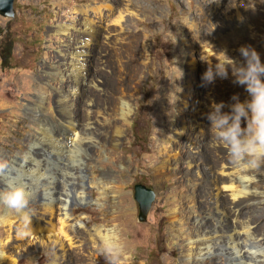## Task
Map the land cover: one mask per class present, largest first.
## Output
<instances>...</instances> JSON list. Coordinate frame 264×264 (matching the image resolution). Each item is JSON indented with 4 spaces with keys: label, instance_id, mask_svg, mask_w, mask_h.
I'll use <instances>...</instances> for the list:
<instances>
[{
    "label": "rangeland",
    "instance_id": "1",
    "mask_svg": "<svg viewBox=\"0 0 264 264\" xmlns=\"http://www.w3.org/2000/svg\"><path fill=\"white\" fill-rule=\"evenodd\" d=\"M13 9V17L0 14V162L22 155L28 138L38 132L39 122L59 130L57 91L70 95L72 76L66 73L61 77L55 66H69L66 49L80 46L86 21L99 30L87 63L89 83L82 95L69 100L77 117L94 110L102 123L109 121L122 132L113 144L115 128L107 126L99 131L98 143L81 153L83 169L75 177L84 179L81 186L86 199L71 201L69 212L70 222L80 221L83 226L74 229L62 225L60 210L51 215L39 195L35 196L29 203L35 215L31 227L53 226L54 233L29 234L20 217L10 225L0 220V248L11 259L0 264H54L53 257L62 253L65 264H185L183 249L196 236V218L212 222L206 212L209 191H215L213 178L225 177L221 164L231 165L225 148L209 128L206 114L213 102L228 105L234 94L241 101L248 94L234 82L230 70L227 78L217 76L210 91L202 95V128L195 126L179 139L176 132L184 96L191 101L192 91L197 93V73L198 88L206 84L202 79L206 69L202 77L201 70L208 63L205 53H199L205 47L212 49L216 61L226 60V50L242 62L238 49L251 45L264 62V0H14ZM63 24L70 26L69 31L56 33ZM114 33H118L123 72L112 64L109 54L108 41ZM192 60L196 62L195 77L190 69ZM122 89L133 92L126 118L114 110L97 113L106 100L115 104ZM36 106H42L43 111ZM187 136L195 142L193 150ZM163 142L168 152L180 149V157L159 175L154 167L163 156ZM41 143L35 148L47 146ZM49 156L48 169L57 178L63 161L54 152ZM7 170L14 172V168ZM251 174L254 180L246 188L239 180L233 184L236 191H250L246 195L234 198L231 189L222 188L228 205L224 210L229 213L226 222L228 226L234 223L230 206L239 203L238 213L250 220L253 231L263 233L264 170ZM2 177L0 172V188ZM137 183L155 192L144 221L137 218L139 208L133 195ZM81 186L77 185V190ZM67 188L73 191L74 184ZM4 211L0 208V213ZM16 213L11 210V214ZM94 227L108 231L111 240L103 243L97 237L89 239L87 231ZM252 244L256 250L252 258L256 260L261 253L255 242ZM226 262L222 252L208 256L203 264Z\"/></svg>",
    "mask_w": 264,
    "mask_h": 264
},
{
    "label": "bare ground",
    "instance_id": "2",
    "mask_svg": "<svg viewBox=\"0 0 264 264\" xmlns=\"http://www.w3.org/2000/svg\"><path fill=\"white\" fill-rule=\"evenodd\" d=\"M84 25V36H82V39L80 40V46L66 49V53L70 55L71 59L69 66L64 68H60L58 65L55 66V72L61 77L65 76L66 73H70L72 76V82L70 84L71 94L63 96L59 90L57 91V102L60 111L57 118L59 130L55 131L44 121L39 122V130L36 132V134L28 138L26 150L22 152V155L20 154V157L7 158V168H5L4 171H0L3 174V187L12 184L24 185L30 189L32 198L39 195L44 209L48 210L51 215L55 213L56 209L60 210L62 214L61 224H67L69 227L74 229L80 228L83 225L80 221H74L73 223L70 222L72 217L69 212V205L71 201L76 199H86V192L81 186L85 183V181L83 178L76 179L75 177L76 172H82L83 169L84 159L81 153L88 152L98 143V133L100 130L106 128L107 126L115 128V125L109 121H106L107 124L102 123L99 118L96 117V112L94 110L90 111V109H88V111L84 113L81 118L77 117L74 114V110L72 109V102L69 100H74V98L78 97L80 94L82 95L84 87L86 88L89 83L87 77V63L91 59L92 40L94 41V39L97 37L99 30L88 21L84 22ZM69 29L70 26L63 24L59 25L55 32H67ZM117 35L118 33H114L110 36L112 39L108 41V43L111 45V51L109 54L112 64L115 65L119 72H123L124 67L122 54L119 52V47L117 45ZM105 37L106 39L110 38L109 35ZM78 39L79 37L77 40ZM202 52L205 53L204 57L206 58L208 65L202 68L201 77L202 72L205 69L207 70L209 65H215L217 62L212 56V49L205 47V49L201 50L199 53L202 54ZM61 54H63L62 51ZM190 66V69L194 72L193 77H195L197 71L196 62H194V60L190 61ZM220 66V64H217V68ZM199 76L200 75L197 73V85H195L198 89L196 90L197 93L194 91L191 93V95L194 93V95H192L193 100L188 101L186 99L187 97L184 96V108L182 109V115L178 118V130L176 132L179 136V139L180 137L182 138L185 133H187V130H193L195 126L199 129L202 128L201 124L203 122L201 120L205 115L202 107L204 105L202 95H204L203 93L206 92V90L211 89V83H209V85L205 84L199 89ZM132 96L133 92H128L122 89L117 94V101L115 104H111L108 102V100H106V102H104L105 106L102 108L103 110L97 113L104 115L105 112L114 110L120 115V117L126 118V116H128L131 111ZM37 108L39 112L43 111L42 106H36V109ZM121 132L122 130L118 127L114 129V136L111 138L113 144L115 143L114 138H118ZM42 141L45 142L47 146H45L43 149L35 148V145H40ZM186 141L191 150H193V148H195V142L192 141V139H189L188 136L186 137ZM162 146V149L164 150L163 156L161 161L154 167L159 175L165 174L168 164L172 161H178L180 157V149L179 151L177 150L178 148L173 149V151H170V153L168 152L169 150L167 149L165 142H163ZM50 152H54L57 158L63 161V163L59 165L61 174L57 175L58 179L53 175L54 172L48 169V159L50 158ZM194 152L198 151L194 150ZM189 159L191 160V158ZM190 160H187L189 167L192 166ZM8 168H14V172L8 171ZM220 172L225 177H222L221 179L213 178L214 184L212 185L215 191H209V207H207L208 210L206 214L211 216L212 222L208 224L203 220L205 218H201L200 220L196 218L197 233L196 236L192 237L186 242L185 248L183 249V257L185 259L184 262L185 264H203L208 256L223 252L227 262H233V264H264V232H255L252 230L250 220L244 219L242 215L238 213L236 206L239 203L233 202V206H230V210L232 211L230 212L232 213L231 221L234 223L228 226V222H226V216H228L229 213L228 211H225L227 204L223 198L224 194L222 193V188H229V190L231 189V195L234 198H237L240 195H246L250 191L241 192L236 191L237 189H234V181L239 180L241 182V180L240 174L232 166V164L230 166L226 165L225 163L221 164ZM250 175L252 174L250 173ZM88 181L91 182L92 180L89 179ZM218 182H221L223 186H221ZM70 184H74L73 191L69 189L70 187L67 188V186ZM248 184L249 183L245 184L243 188H246ZM77 185L81 186L79 187L81 188L80 190H77ZM37 190L40 191L38 192ZM0 208L5 209L4 213H0V220L7 225H10L14 220H16L17 217H20L22 219L21 224H23L26 230H29V234L45 232L50 236L54 233L53 226L44 229L40 227H31L33 223L32 219L35 215L30 212L29 205L26 210L23 212H17L16 215L11 214V210L3 206H0ZM211 208H213L217 214L214 213V211H210ZM172 213V215L175 216L176 210L174 209ZM87 235L91 240L94 239V237L100 238L103 243H108L111 240L108 231L103 232L98 227H94L93 231L88 230ZM252 242H255V245L258 247L257 250H259V253H261L259 256H256L258 257L256 260H253L252 258L256 251L253 249ZM217 259L220 260V257ZM235 260H237V262H235ZM9 261H11V259L7 257L4 251L0 248V263ZM65 261L66 256L64 253L55 255L53 257L54 264H65ZM227 262L225 264H227Z\"/></svg>",
    "mask_w": 264,
    "mask_h": 264
},
{
    "label": "clouds",
    "instance_id": "3",
    "mask_svg": "<svg viewBox=\"0 0 264 264\" xmlns=\"http://www.w3.org/2000/svg\"><path fill=\"white\" fill-rule=\"evenodd\" d=\"M241 60L234 59L224 50L225 61L209 65L203 74L204 82L212 83L217 76L227 78L229 70L234 82L243 86L248 98L241 101L238 95L231 97L232 103L213 102L206 114L215 140L222 145L232 166L240 174L242 188L251 183L250 173L264 170V62L251 45L238 49ZM217 64L221 68H217ZM228 111H224L225 108ZM7 162H0V170ZM32 198L29 188L22 184L0 188V206L16 212L27 209Z\"/></svg>",
    "mask_w": 264,
    "mask_h": 264
},
{
    "label": "water",
    "instance_id": "4",
    "mask_svg": "<svg viewBox=\"0 0 264 264\" xmlns=\"http://www.w3.org/2000/svg\"><path fill=\"white\" fill-rule=\"evenodd\" d=\"M13 2L14 0H0V14L2 16H14ZM133 195L138 203L139 208L137 218L139 221H144L152 201L155 198V192L150 187H147L141 183H137L134 185Z\"/></svg>",
    "mask_w": 264,
    "mask_h": 264
}]
</instances>
